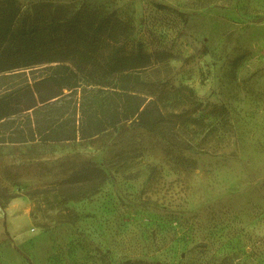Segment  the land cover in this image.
Wrapping results in <instances>:
<instances>
[{
	"label": "rangeland",
	"instance_id": "374dc122",
	"mask_svg": "<svg viewBox=\"0 0 264 264\" xmlns=\"http://www.w3.org/2000/svg\"><path fill=\"white\" fill-rule=\"evenodd\" d=\"M17 3L129 21L173 142L132 120L46 144L0 128V264H264V0Z\"/></svg>",
	"mask_w": 264,
	"mask_h": 264
},
{
	"label": "trees",
	"instance_id": "16d2710c",
	"mask_svg": "<svg viewBox=\"0 0 264 264\" xmlns=\"http://www.w3.org/2000/svg\"><path fill=\"white\" fill-rule=\"evenodd\" d=\"M21 16L17 0L0 2V79L23 77L0 95L6 142L90 139L128 120L173 142L158 101L136 91L151 55L129 21L88 7L43 22Z\"/></svg>",
	"mask_w": 264,
	"mask_h": 264
}]
</instances>
